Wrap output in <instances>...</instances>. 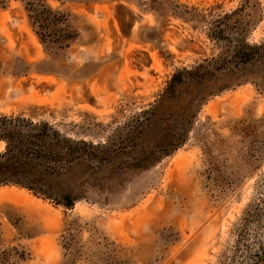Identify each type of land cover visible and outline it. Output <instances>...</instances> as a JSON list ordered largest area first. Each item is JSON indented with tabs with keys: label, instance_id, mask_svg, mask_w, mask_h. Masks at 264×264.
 <instances>
[{
	"label": "rangeland",
	"instance_id": "rangeland-1",
	"mask_svg": "<svg viewBox=\"0 0 264 264\" xmlns=\"http://www.w3.org/2000/svg\"><path fill=\"white\" fill-rule=\"evenodd\" d=\"M40 1L79 37L51 53L0 0V119L94 164L48 181L70 209L0 186V264H264V0Z\"/></svg>",
	"mask_w": 264,
	"mask_h": 264
},
{
	"label": "trees",
	"instance_id": "trees-1",
	"mask_svg": "<svg viewBox=\"0 0 264 264\" xmlns=\"http://www.w3.org/2000/svg\"><path fill=\"white\" fill-rule=\"evenodd\" d=\"M25 1L34 28H36L37 34L47 51L53 53L66 49L78 39L79 33L42 1ZM259 51V47H244L237 55V61L248 64L253 61ZM213 76L202 71L200 67L186 73L185 80L202 84L209 81ZM177 79L176 77L173 83ZM174 85L170 86L168 93L173 91ZM180 85L182 82L178 84V86ZM11 125L5 118L0 119V143L6 145L5 151L0 153V186L14 185L33 191L37 195H40L41 190L46 189V199H51L56 205H61L67 209L72 208L76 198H73L69 191H57L56 188L55 192L52 191L49 195L50 189L54 188L52 187L54 185L47 183L49 180L55 183L58 177L68 175L79 165H93L94 147L88 148L82 143L61 140L62 149L59 153H56L53 141L50 142V148H46V150L44 148L35 149L32 143L43 140L45 137L48 139L49 137H57L56 134L47 135L49 133L48 127L41 126L38 127L42 128L40 129L41 132L24 138ZM35 170L40 171V174L37 175Z\"/></svg>",
	"mask_w": 264,
	"mask_h": 264
}]
</instances>
